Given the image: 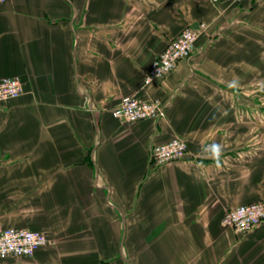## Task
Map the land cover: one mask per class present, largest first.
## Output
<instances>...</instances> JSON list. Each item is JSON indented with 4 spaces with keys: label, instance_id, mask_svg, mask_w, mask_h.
I'll return each instance as SVG.
<instances>
[{
    "label": "crops",
    "instance_id": "1",
    "mask_svg": "<svg viewBox=\"0 0 264 264\" xmlns=\"http://www.w3.org/2000/svg\"><path fill=\"white\" fill-rule=\"evenodd\" d=\"M199 23L197 51L147 84L169 40ZM259 28L264 0L0 5V78L24 86L0 104V229L50 240L0 264H264V223L222 224L264 201L263 104L247 98L264 76ZM127 95L160 99L164 116L117 119ZM174 137L186 155L153 163L152 146Z\"/></svg>",
    "mask_w": 264,
    "mask_h": 264
},
{
    "label": "built area",
    "instance_id": "2",
    "mask_svg": "<svg viewBox=\"0 0 264 264\" xmlns=\"http://www.w3.org/2000/svg\"><path fill=\"white\" fill-rule=\"evenodd\" d=\"M221 0H211L217 4ZM240 4L246 0H224ZM6 0H0V5ZM206 24L197 27L188 26L178 36L169 40L163 51L153 61L145 82L150 84L168 76L178 63L188 59L205 30ZM24 94L22 80L18 77L0 78V104ZM117 119L134 124L147 120H158L165 114L160 99H145L138 95L123 96L113 109ZM188 151L187 141L174 137L166 142L152 146V161L156 165H166L182 159ZM225 225L235 228L239 233L247 234L264 223V202L257 201L231 209L225 217ZM49 244L44 232L29 228L8 227L0 229V258H33L36 253Z\"/></svg>",
    "mask_w": 264,
    "mask_h": 264
},
{
    "label": "rangeland",
    "instance_id": "3",
    "mask_svg": "<svg viewBox=\"0 0 264 264\" xmlns=\"http://www.w3.org/2000/svg\"><path fill=\"white\" fill-rule=\"evenodd\" d=\"M247 2H249V0H246V1H244V2H242V3H240V4H235V5H244L245 3H247ZM186 27H188V26H185V28ZM192 27H197V26H192ZM259 29H261V30H263L264 31V28H259ZM207 30V24H206V27H205V30L203 31V33L205 32ZM201 34V36L202 35H204V34ZM178 36V35H177ZM197 48H198V42H197V44H196V47H195V49H194V51H193V53H192V55L197 51ZM161 53V52H160ZM159 53V54H160ZM191 55V56H192ZM190 56V57H191ZM189 57V58H190ZM188 58V59H189ZM154 61V60H153ZM152 65V64H151ZM250 83H253L254 84V80H251L250 79V81H249ZM254 88H257V91H255V90H253V91H248V93H247V98L248 99H257V101H258V104L259 103H262L263 104V130H264V76H263V81H262V84H259L257 87H254ZM249 109V108H248ZM262 202H264V201H262ZM234 209V208H233ZM231 210V209H230ZM230 210H227L225 213H224V217H223V219H222V224H223V226H228V225H225V222H224V220H225V217H226V215L228 214V212L230 211ZM229 227H231V226H229ZM233 228V227H232ZM236 232H238L235 228H233ZM49 239V238H48ZM49 244H50V240H49Z\"/></svg>",
    "mask_w": 264,
    "mask_h": 264
},
{
    "label": "clouds",
    "instance_id": "4",
    "mask_svg": "<svg viewBox=\"0 0 264 264\" xmlns=\"http://www.w3.org/2000/svg\"><path fill=\"white\" fill-rule=\"evenodd\" d=\"M215 151H218V148L214 149Z\"/></svg>",
    "mask_w": 264,
    "mask_h": 264
}]
</instances>
